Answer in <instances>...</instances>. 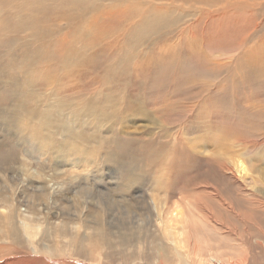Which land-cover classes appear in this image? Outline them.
Segmentation results:
<instances>
[{
  "label": "rangeland",
  "instance_id": "rangeland-1",
  "mask_svg": "<svg viewBox=\"0 0 264 264\" xmlns=\"http://www.w3.org/2000/svg\"><path fill=\"white\" fill-rule=\"evenodd\" d=\"M61 1L0 0V264H177L158 257L157 229L183 207L250 244L234 251L209 226L193 238L208 258L264 264L262 226L239 221L264 202V0H137L175 21L149 33L133 29L132 0ZM24 217L41 224L38 246L15 240Z\"/></svg>",
  "mask_w": 264,
  "mask_h": 264
},
{
  "label": "bare ground",
  "instance_id": "bare-ground-1",
  "mask_svg": "<svg viewBox=\"0 0 264 264\" xmlns=\"http://www.w3.org/2000/svg\"><path fill=\"white\" fill-rule=\"evenodd\" d=\"M64 1H66V0H62L61 1V3L62 2H64ZM96 1L97 0H91V4L93 5V4H95L96 3ZM123 2H125V3H127V1H130V0H122ZM133 2L132 3H130L129 4V6H130V8L131 9H133V12H137V13H135V16H137V18H139V21H138V23H137V25L135 26V27H133V29L135 30V31H144V32H146V33H149V32H153L156 28H166V26L168 25V26H173V25H175V21L172 19V18H170V16H169V14H168V9H164V8H161V7H157V6H155V5H149V6H147V11L146 12H141L140 11V9L142 8V4H140V3H137V0H132ZM195 2L196 1H198L199 3L201 2V3H204V2H206V3H208V0H194ZM41 2H45V1H41ZM40 6H41V8L42 7H45V5H43V4H39ZM101 6L102 5H99V6H96L95 7V11L94 12H98L99 10H100V8H101ZM111 8V10L113 11V7H110ZM120 10V9H119ZM127 10V9H126ZM114 11H115V8H114ZM117 11V10H116ZM135 18V17H134ZM136 19V18H135ZM91 23L93 22V16H92V19H91V21H90ZM170 33H171V31H170ZM50 34H51V31L48 29V28H41V29H39L37 32H32V34H31V37L34 39L35 37H36V41H40V40H42V38L41 37H43V38H51V36H50ZM167 34V33H166ZM124 42L125 43H128V42H130V40H129V37L127 36V35H124ZM156 42H157V40H155L154 41V44H156ZM86 46L88 47V48H82V49H86V50H89V49H91V46L89 45V43H86ZM79 49H77V53H79V59H83V58H85V57H87V54H86V50H81V51H78ZM122 50V52H123V50H124V48L122 47L121 49L119 48L118 50H117V52H118V54H119V52ZM43 52H49V49L48 48H43V47H33V48H27L26 50H25V54L27 55V56H31V55H37V54H40V53H43ZM76 53V54H77ZM131 53H135L136 54V51H132ZM115 56H117V54H115ZM124 63H123V65H125L126 64V71L125 72H129L130 70H129V67H131V65H129L128 63H132L133 62V57H130V56H128V55H124ZM137 58H135V60H136ZM252 60V59H251ZM256 61H262L261 59H258V58H256L255 59ZM138 66H140L141 67V65H139L138 64ZM115 67H117L116 65H113L112 66V70L114 71H117V69L115 68ZM125 69V68H124ZM124 71H123V69H122V72L121 73H123ZM45 76H47V74L45 75ZM34 131L35 132H38V128L37 127H35V129H34ZM184 154H185V156L187 157V160L188 161H191L192 163H195V161H196V158L193 156V154L191 153V152H189V151H186V150H184ZM239 168H240V171H246V167L244 166V164L243 163H240V165H239ZM33 184V183H32ZM44 185V184H43ZM56 186V185H55ZM39 187V186H38ZM44 190V189H43ZM2 193V192H1ZM243 198V197H242ZM248 198V197H247ZM256 199V198H255ZM7 200V199H6ZM11 200H13V201H15L14 199H11ZM212 200V199H211ZM249 200V199H248ZM147 201V200H146ZM216 201V200H215ZM220 201V200H219ZM7 202L9 203L10 202V199L9 200H7ZM237 202H239V201H237ZM147 203H148V201H147ZM201 203H202V205H205L202 201H201ZM4 204V203H3ZM50 204V203H49ZM48 203H47V205H49ZM149 204L150 205H152V203H150L149 202ZM202 206L200 203H199V201H196V202H192L191 204H190V206H194L197 210H199V208H200V206ZM256 205H258V208L256 209V206H255V204H253V203H250L249 204V208L251 209V211L249 212V213H247L246 215H242V214H240L239 215V221H242V223H244L245 225H249L250 227H251V225H258V224H260L261 226H262V230H261V232H259V231H257L258 232V234H256V233H254L255 234V236H256V238H257V244H259L260 245V247L262 248V250L264 251V202L262 201V199L261 198H257V202H256ZM4 206V205H3ZM239 206V205H238ZM14 207H15V204L12 206V211H10V213H7L8 215H7V217H9V220H10V223H9V225H10V227H11V231H12V235H14V234H16L17 236L19 235V232H17V233H15L14 232V230H19V228L17 227V225L15 224V221H14V219H13V217L12 216H14L13 214H12V212H13V209H14ZM203 207V206H202ZM5 208V207H4ZM19 209V208H18ZM17 209V210H18ZM27 209V208H26ZM206 209V208H205ZM245 210V209H244ZM8 211V210H7ZM21 211V210H20ZM19 211V212H20ZM38 211V210H37ZM40 211V210H39ZM226 211V210H225ZM202 212V213H201ZM201 212L199 211V212H197V213H195V212H192V211H190V210H188L187 208H185V207H183V208H179L178 210H176V212L175 213H173V214H171V222H172V225L169 227V228H167V229H165V230H162L161 228H158L159 230H160V232L158 231V229H157V233H158V236L160 235V239H161V244H160V247H158V252H159V254H158V257L159 258H161V257H165L166 258V260H167V258H168V256H169V254L172 252V250L175 252V254H176V256H177V264H216L215 262H218V264H245V262L247 261V260H249V257L247 256L246 257V260H244L243 262H236V261H233V258H232V260L231 259H229V260H224L223 258H222V255L221 254H216L215 255V257L214 258H208L207 256H214L213 255V253L212 252H209L208 254H205L204 252H203V249H202V247H200V245H201V243H200V241H199V244L200 245H197L196 243V239L197 238H195V240H193V238H194V235H196V233L198 234V235H196V236H203V235H206V233H208V232H206L205 231V228L207 229L209 226H211L212 228H213V230H217V231H219L218 233H221V234H224V235H226L225 237H229V240H230V242H231V248L232 249H234V251L235 250H237L238 248H240V246L241 247H244V246H246V242H245V240L243 241L242 240V238L241 237H243L244 235L243 234H241V233H239V235L238 234H233V233H231V232H228L227 230H224V228H222L221 226L220 227H218V222L216 221V220H218L217 219V217H216V215L213 213V212H211V211H207V210H201ZM216 212V211H215ZM224 212V211H223ZM231 212H233V211H231ZM236 212V211H235ZM248 212V211H247ZM40 213V212H39ZM49 213V212H48ZM47 213V214H48ZM187 213H192V214H194V215H196L197 217H198V220H199V222H196V221H194V220H192V219H190L189 217H187ZM226 213V212H225ZM28 214V213H27ZM30 214V213H29ZM45 214V213H44ZM46 214V215H47ZM239 214V213H238ZM20 215V214H19ZM22 215V214H21ZM39 215V214H38ZM42 215V214H41ZM23 216V215H22ZM26 216H28V215H26ZM195 216V217H196ZM16 217H17V214H16ZM39 217V216H38ZM42 217V216H41ZM224 218V217H223ZM230 218V217H229ZM229 218H227V219H229ZM18 219V218H17ZM216 219V220H215ZM222 219V218H221ZM31 220H32V218H31ZM224 220V219H223ZM36 221V220H35ZM66 221V220H65ZM69 221V220H68ZM224 221H226V220H224ZM229 221V220H228ZM233 221V220H232ZM236 221H238V220H236ZM238 221V222H239ZM9 222V221H8ZM17 222H19L18 220H17ZM59 222V221H58ZM61 222V221H60ZM83 223V222H82ZM204 223L207 225V227H204ZM235 223V222H234ZM19 224H21L20 226H21V228L23 229V231L24 232H21V233H25L26 235H27V237H28V239L25 237V240L22 238L23 236H20L19 238L18 237H16L15 238V240L16 241H18V243H19V241L21 240V241H27L30 245H34V246H38V244L35 242V238H36V236H38L37 234H38V229H39V227H40V225H39V223H36V222H31V221H29V220H26L25 219V217H24V220L23 221H21V223H19ZM50 224H51V222H50ZM213 224H214V226H213ZM233 224V223H232ZM239 224V223H238ZM84 225V224H83ZM223 225H225V224H223ZM228 225V224H227ZM44 226V225H43ZM64 226L66 227V224H64ZM192 226V227H191ZM45 227V226H44ZM86 227V226H85ZM243 227V226H242ZM57 228H59V227H57ZM76 228V227H75ZM87 228V227H86ZM187 228H188V230H187ZM192 228L194 229V230H192ZM217 228V229H216ZM230 228V227H229ZM252 229H254L253 227H251ZM260 228V227H259ZM258 228V229H259ZM5 229V228H4ZM7 229V228H6ZM82 229V228H81ZM209 230V229H208ZM236 230V229H235ZM238 230V229H237ZM4 231V230H3ZM39 231H41V230H39ZM188 231H192V232H194V233H189ZM244 231V230H243ZM247 231V230H246ZM13 232H14V234H13ZM238 232H240V231H238ZM242 232V231H241ZM49 233H51L50 231H49ZM67 233V232H66ZM75 233V232H74ZM202 233H203V235H202ZM41 234V233H40ZM85 234V233H84ZM156 234V233H155ZM213 234V233H212ZM217 234V233H216ZM10 235V234H9ZM24 235V234H23ZM25 235V236H26ZM45 235V234H44ZM210 235V234H209ZM209 235H207V236H209ZM66 236V235H65ZM77 236V235H76ZM158 236H157V238H158ZM211 236V235H210ZM241 236V237H240ZM8 237V236H7ZM15 237V236H14ZM52 237V236H51ZM212 237V236H211ZM211 237H205L206 238V240L208 241L207 243H211V240L213 239V238H211ZM45 238V237H44ZM48 238V237H47ZM190 238H192V239H190ZM201 238V237H200ZM222 238V237H221ZM37 239V238H36ZM40 239H42V238H40ZM51 239V238H50ZM71 239V238H70ZM199 239V238H198ZM215 239V238H214ZM5 240H7V239H5ZM39 240V239H38ZM44 240V239H43ZM47 240V239H46ZM55 240V239H54ZM73 240V239H72ZM202 240V239H201ZM204 241H205V239H203ZM217 240V239H216ZM20 241V242H21ZM45 241V240H44ZM43 241V242H44ZM62 241V240H61ZM195 241V242H194ZM203 241V242H204ZM226 241V240H225ZM1 242V241H0ZM10 242V241H9ZM12 242V241H11ZM11 242H10V244H11ZM15 242V241H14ZM64 242V241H63ZM70 242V241H69ZM74 242V241H73ZM159 242V241H158ZM193 242H194V244H193ZM202 242V243H203ZM222 242V241H221ZM228 242V241H227ZM22 243V242H21ZM59 243V242H58ZM64 243H68V241L67 242H64ZM209 243V244H210ZM216 242H214V244H215ZM217 243H218V240H217ZM255 243V244H256ZM5 244V243H4ZM27 244V243H26ZM43 244H45V243H43ZM60 244V243H59ZM211 244H213V243H211ZM210 244V245H211ZM219 244V243H218ZM247 244H248V247L250 248V244L247 242ZM254 244V246H256ZM2 245V244H1ZM15 245H18V244H15ZM14 245V246H15ZM57 245V244H56ZM66 245V244H65ZM69 245V244H68ZM159 245V244H158ZM205 245H206V243L204 244V247H205ZM13 246V247H14ZM20 246V245H19ZM22 246V245H21ZM20 246V247H21ZM27 246V245H26ZM53 246V245H52ZM60 246V245H59ZM58 246V247H59ZM220 246V245H219ZM224 246V245H223ZM229 246V245H228ZM253 246V247H254ZM258 246V245H257ZM15 247H17V246H15ZM69 247V246H68ZM211 247V246H210ZM251 247H252V245H251ZM4 248V247H3ZM77 248V247H76ZM139 248H140V251H141V249H142V246H139ZM207 248H208V246H207ZM216 248V247H215ZM220 248V247H219ZM258 248V247H257ZM20 249V248H19ZM29 249H30V247H29ZM34 249V248H33ZM43 249V248H42ZM47 249V248H46ZM99 249V248H98ZM205 249V248H204ZM212 249V248H211ZM225 249V248H224ZM246 249V248H245ZM36 250V249H35ZM48 250H50V252L51 251H53V250H56V248L54 249V248H50L49 247V249ZM70 250V249H69ZM68 250V251H69ZM96 250V249H95ZM213 250V249H212ZM40 251V250H39ZM46 251V250H45ZM71 251V250H70ZM230 251V250H229ZM238 251V250H237ZM236 251V252H237ZM251 251V250H250ZM262 251V252H263ZM55 252V251H54ZM57 252H58V250H57ZM76 252V251H75ZM90 252V251H89ZM223 252V251H222ZM245 252V251H244ZM3 253V252H2ZM11 253V252H10ZM31 253V252H30ZM35 253V252H34ZM49 253V252H48ZM79 253V252H78ZM84 253H86V252H84ZM92 253V252H91ZM224 253V252H223ZM238 253V252H237ZM247 253V252H246ZM249 253H251V252H249ZM5 254V253H4ZM38 254V253H37ZM42 254V253H41ZM52 256H54V253L52 252ZM56 254V253H55ZM58 254H59V252H58ZM93 254V253H92ZM91 254V255H92ZM8 255V254H7ZM31 256H33L32 254H30ZM44 255V254H43ZM64 255V254H63ZM170 255H173L174 256V254H170ZM223 255H225V254H223ZM233 256H235L234 254H232ZM232 255H231V257H232ZM17 256V255H16ZM38 256V255H37ZM36 256V257H37ZM62 256V255H61ZM78 256H79V254H78ZM87 256V255H86ZM99 256H102V254L100 253L99 254ZM244 256H246L245 254H244ZM12 257V256H11ZM20 257V256H19ZM56 257V256H55ZM68 257V256H67ZM229 257H230V255H229ZM237 257H239V256H237ZM236 257V258H237ZM242 256H240V258H241ZM28 258V257H27ZM41 258V257H40ZM46 257H44V259H45ZM139 258L141 259V257L139 256ZM239 258V259H240ZM3 259V258H2ZM1 259V260H2ZM21 259V258H20ZM37 260V258H34V260ZM43 259V260H44ZM47 259V258H46ZM46 259H45V261H46ZM73 259V258H72ZM75 259H77V258H75ZM94 259H95V257H94ZM93 259V260H94ZM106 259V258H105ZM174 259V258H173ZM242 259V258H241ZM245 259V258H244ZM7 260V259H6ZM5 260V261H6ZM9 260V259H8ZM33 260V259H32ZM162 260V259H161ZM159 261L157 264H167V263H164V261L162 262V261ZM31 261V260H30ZM48 261V260H47ZM63 261V260H62ZM82 261V260H81ZM258 261V260H257ZM10 262V261H9ZM14 262H15V260H14ZM59 262V261H58ZM83 262V261H82ZM84 262H85V260H84ZM87 262V261H86ZM91 262V261H90ZM89 262V263H90ZM138 262V261H137ZM167 262V261H166ZM171 262V261H170ZM173 262V261H172ZM171 262V263H172ZM35 263V262H34ZM55 263H56V261H55ZM101 263H102V260H101ZM248 263V262H247ZM2 264V263H1ZM5 264H7V263H5ZM30 264V263H29ZM36 264V263H35ZM53 264V263H52ZM70 264H72V262L70 263ZM169 264V263H168Z\"/></svg>",
  "mask_w": 264,
  "mask_h": 264
}]
</instances>
